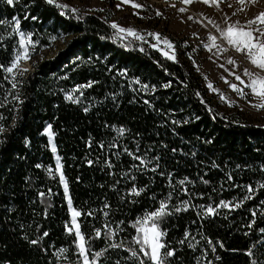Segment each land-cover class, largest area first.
I'll return each mask as SVG.
<instances>
[{"label": "trees", "instance_id": "trees-1", "mask_svg": "<svg viewBox=\"0 0 264 264\" xmlns=\"http://www.w3.org/2000/svg\"><path fill=\"white\" fill-rule=\"evenodd\" d=\"M59 4L76 7L60 0H14L13 5L0 0V20L8 21L0 25V64L9 66L20 48L18 35H9L14 17L22 31L40 41L36 54L59 40L65 43L54 58L35 64L33 72L17 74L15 88L11 74L0 69V125L5 128L0 134V264H77L78 238L74 230L67 231L72 223L69 198L82 213L78 223L90 259L93 251L107 249L98 264H137L128 251L139 249L132 222L169 193L170 207L181 209L161 224L163 242L175 249L170 264H249L246 250L253 246L254 258H261L264 127L239 114H223L201 76L183 62L133 37L114 38L116 30L89 9L90 0L76 7L78 13ZM106 4L111 9L115 0ZM129 20L125 16L122 25ZM68 93L79 96V103L67 99ZM49 124L55 152L45 132ZM120 128L125 129L122 134ZM125 148L152 163L132 168L140 161ZM157 156L160 167L152 171ZM133 186L145 191L130 194ZM221 200L241 206L204 215L207 205L216 207ZM181 201L187 202L186 210ZM111 229H118L114 236ZM122 241L125 247L110 246ZM61 248L67 251L60 253ZM145 264L150 262L145 259Z\"/></svg>", "mask_w": 264, "mask_h": 264}, {"label": "snow or ice", "instance_id": "snow-or-ice-1", "mask_svg": "<svg viewBox=\"0 0 264 264\" xmlns=\"http://www.w3.org/2000/svg\"><path fill=\"white\" fill-rule=\"evenodd\" d=\"M49 4H55L56 0H46ZM134 0H122V3H133ZM193 0H182L183 4H191ZM205 4L208 5H216L217 7L220 6L221 0H203ZM254 2V0H253ZM6 3L8 5H13L14 0H6ZM238 3L243 6L246 3V0H238ZM62 10H70L72 13H78L79 10L76 7H71L68 4H59L57 5ZM121 5H117L119 8ZM136 8L144 7L140 4H134ZM175 7V5H172ZM231 7V5H229ZM181 12L187 11L186 8L181 7L179 9ZM237 11H243V7L240 9H237ZM64 14H67L66 12ZM157 15H162V13L157 9L156 11ZM235 14V13H234ZM78 19L82 18L81 16H77ZM191 18V17H190ZM32 19H36V17H32ZM230 20V18H229ZM216 29L218 30V35L209 33V40L210 43L205 44L204 46L209 50L212 51L213 48H216V55H221L224 52L228 51V46H231L234 48L237 52L245 53L246 58L250 60L251 64L258 67L260 70L264 71V11H261L258 15H255L252 19H247L244 21L243 24L239 20L228 22L226 21L225 26L221 27L219 24H215V22H212ZM8 24V21L6 20H0V25H6ZM113 29H116L113 33V37L116 39H122V40H128L129 37L135 38V40L138 41H144L148 43V41L145 40V35L148 37H154L155 40L158 43H151L152 48H160V42L167 44L168 48L172 49V55H169L168 52L164 51L162 48L160 49L162 52H164L165 56H168L170 59L175 60V47L173 45V42L166 36L161 37V34L156 32H148V33H142L138 31L137 29L133 27H124L121 26L116 21H113L111 24ZM16 34L19 37V45L20 48L16 51V54L11 61L9 66H5L3 64H0V69H3L5 72L11 74L13 77V84L12 87H16L15 82V76L17 75V72H19L20 75H23L27 69L21 68V61L22 60H28L31 58V53L35 52L36 45L40 43L39 40H33V33L32 32H24L20 28V19L18 17H14L12 21V31L9 33V35ZM58 37L57 36H50L49 39L52 41H55ZM0 39H3V37H0ZM218 40H223L225 43H217ZM128 45L126 44L125 47ZM143 51V47L140 49ZM91 59V58H89ZM227 63L230 65H233L234 67H239V64L237 61L232 58H227ZM221 67H224V65H221ZM231 74L235 77L236 81H239L240 84L237 83H230L229 86L232 90L239 93L241 97L247 98L248 93L245 92V88L250 89L251 94H253L258 100V103H254L252 100H249L248 103L252 105L253 107H256L258 109H264V75L257 74L254 72H251L248 68H245L243 70V76L237 74L235 71H232L229 69ZM127 69H124L122 74H126ZM244 77H248L247 80L244 79ZM135 82L137 84H140V80L138 77L134 78ZM225 83H229L227 77L224 78ZM242 85V86H241ZM91 84L88 85H76V88L73 91H76L78 89H81L82 87H90ZM142 88L145 90L148 89V85L142 84ZM163 87L167 88L169 87V84H164ZM208 87L211 88L214 92H220V89L214 88L212 83L209 82ZM155 89V86H152V90ZM80 95H83L81 92ZM197 95H200L198 92ZM66 98L69 100L75 99L76 103H79V96L73 97L72 93H68L66 95ZM222 99H226V97L221 94ZM15 100H19V95H16L14 97ZM229 103H232V101H229ZM2 106V105H0ZM85 111H88L87 108L84 109ZM52 125L49 124L45 128V132L48 133V135L51 137L54 134L51 132ZM125 131L124 128L118 129V134H122ZM5 132V128L3 125H0V134H3ZM27 142V141H26ZM104 145L101 144V147ZM113 147H118V145H111ZM53 152L56 151L55 145L53 144L52 148ZM125 152L129 153V155H132L133 158L137 161H140L139 164H133L132 168H135L137 170L139 169H146L150 163H152V160H150L145 155H137L136 153L129 152L127 148L124 149ZM138 151V150H137ZM173 151H176V149H173ZM59 159V158H57ZM156 163L152 167V171H156L160 165H159V157L153 158ZM89 163L91 164L92 161L90 160ZM109 165H111V161H108ZM131 171V169L129 170ZM51 170L49 171V175H51ZM164 173H161L163 175ZM123 176L128 177L129 173L125 172L122 173ZM61 179L64 180V187L67 189L68 185L67 182L63 176V173H60ZM131 179L134 181L135 177H131ZM207 182V181H205ZM179 183L181 185L185 184V180H180ZM261 187H264V185H261ZM249 190H251V185L248 186ZM184 192H187V188L184 187L182 189ZM145 191V187H131L129 189L130 194H133L135 196H139L142 192ZM39 195L41 197L45 196L44 192H40ZM247 199V197H245ZM171 203V193L164 199H161L159 201V206L154 208L153 210H146L144 213H142L141 216L137 217L132 223L133 227L136 229V235L133 237V242L135 244L139 245V249L135 248H128V251L131 253L130 259H134L137 264H145V259L150 262V264H170L169 258L173 257L175 255V249L171 248L169 245H166L162 238L166 235V232L161 229V224L164 220V218L167 215H170L174 211H180V208L177 207H170ZM182 204L185 205V210L188 207V204L186 201H181ZM69 204H71V198H69ZM236 207L239 208L241 204L239 202L235 203L234 205H230V202H226L221 200L219 205L216 207H213L212 205H207L204 208V215L207 216L209 214L215 215L217 208L219 207ZM82 213L77 211L75 208L72 209V223L76 225L75 227V235L77 236V241H75L78 249V256H77V264H98L99 257H101L107 249H101L100 251H93L91 253V259L89 256V249L86 247V241L85 236L80 230V226L76 224V217L80 216ZM92 213L89 212L88 215H91ZM255 214V212H253ZM105 215H108L107 212H105ZM105 228H108L109 226L106 224L104 225ZM67 231L69 233L73 232V228L69 227L67 228ZM116 231L118 229H111L109 232V235L114 236ZM262 233H264V229L260 230ZM95 234L97 237L101 235V230L96 229ZM45 236L48 235L47 232L44 233ZM187 235V233H186ZM208 239V243L212 245V251L215 252L216 245L212 243L210 238ZM31 243L36 244L38 243L37 240L31 241ZM183 243V241H181ZM264 243V242H262ZM111 247H125L123 241L118 245H110ZM190 247H194V245H190ZM220 247H223V243H220ZM67 251L66 249L61 248L59 250L60 253H64ZM246 254L249 257V264H261V258H264V253L261 254V258H254L255 256V248L254 246L252 248H249L246 250ZM217 259H220V257H216ZM119 264V262H117ZM209 264H211V261H209Z\"/></svg>", "mask_w": 264, "mask_h": 264}, {"label": "rangeland", "instance_id": "rangeland-1", "mask_svg": "<svg viewBox=\"0 0 264 264\" xmlns=\"http://www.w3.org/2000/svg\"><path fill=\"white\" fill-rule=\"evenodd\" d=\"M60 1L74 4L76 7H81L84 4V0ZM118 4L121 5L119 8L117 7ZM134 4H140L144 7L136 8ZM173 4L175 7L172 6ZM181 7L186 8L187 11H179ZM241 7H243V11H237ZM89 9L105 17L110 26L113 21H116L121 26L133 27L145 34L148 32H158L161 34V37H168L175 47V60L183 62L201 76L203 86H205L208 96L212 98L218 107L217 109L226 115L239 114L240 118H243L244 121L264 127V109H258L248 103L249 100H252L254 103H258L259 100L251 94L248 88H245V92L248 93L247 98L241 97L239 93L230 88V83L240 84V82L235 80L229 69L241 76H243L245 68L261 75H264V71L251 64L250 60L246 58L245 53L237 52L231 46H228V51L221 55H216V48L209 51L204 46L210 43L209 33L218 35V30L212 23L213 21L221 27L225 26L226 21L233 22L239 20L243 24L245 20L252 19L255 15L264 11V0H254V2L253 0H246L243 6L238 3V0H221L219 7L205 4L203 0H193L191 4H183L182 0H134L133 3H122V0H115V5L111 9L108 8L106 0H90ZM157 9H159L162 15L156 14ZM125 16L130 17L127 26L121 23L125 20ZM145 40L148 41L149 45L151 43H158L154 37H148L147 35H145ZM217 43L225 42L218 40ZM64 45V40H59L42 53L36 54L32 52L30 59L21 61V68L27 69L24 73L33 72L34 65L40 61L54 58L57 52L63 49ZM161 48L168 52L169 55L173 54L172 49L168 48L167 44L160 42V48H155L164 54L160 50ZM228 57L234 58L239 67L237 68L228 64ZM221 65H224V67H221ZM225 77H227L229 83H225ZM244 79L247 80L248 77H244ZM209 82L212 83L214 88L220 89V92H214L209 88ZM221 94L226 99H222ZM229 101H232V103H229ZM46 134L51 148H53V144L55 145L54 135L50 137L47 132ZM57 171L59 174L61 173V162L59 159H57ZM65 190L68 193V190ZM69 206L72 215L74 207L72 203ZM76 224L79 225L78 217H76ZM70 227L75 231V224L71 223Z\"/></svg>", "mask_w": 264, "mask_h": 264}]
</instances>
